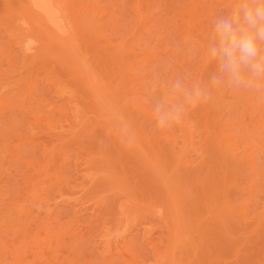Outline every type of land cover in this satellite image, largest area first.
Returning a JSON list of instances; mask_svg holds the SVG:
<instances>
[{
    "label": "rangeland",
    "instance_id": "rangeland-1",
    "mask_svg": "<svg viewBox=\"0 0 264 264\" xmlns=\"http://www.w3.org/2000/svg\"><path fill=\"white\" fill-rule=\"evenodd\" d=\"M223 3L0 0V264H264V102L218 90L161 131L145 102L169 61L215 70L177 45Z\"/></svg>",
    "mask_w": 264,
    "mask_h": 264
},
{
    "label": "clouds",
    "instance_id": "clouds-1",
    "mask_svg": "<svg viewBox=\"0 0 264 264\" xmlns=\"http://www.w3.org/2000/svg\"><path fill=\"white\" fill-rule=\"evenodd\" d=\"M185 63L198 59L215 64L207 79L196 80L188 71L171 72L173 62L155 71L145 102L150 106L153 129L170 130L189 112L214 99L218 90L254 94L264 102V0H224L212 18L203 50L198 40L177 45ZM122 132L128 133L121 122Z\"/></svg>",
    "mask_w": 264,
    "mask_h": 264
},
{
    "label": "bare ground",
    "instance_id": "bare-ground-1",
    "mask_svg": "<svg viewBox=\"0 0 264 264\" xmlns=\"http://www.w3.org/2000/svg\"><path fill=\"white\" fill-rule=\"evenodd\" d=\"M25 2H26V5L35 13V15L36 16H39V18H43V20L45 21V24H47V23H51V22H53V20H55V18H56V11L55 12H53V11H51V10H49L51 7L50 6H52V5H50V4H52V0H24ZM92 4V3H91ZM138 4V3H137ZM50 5V6H49ZM139 5V4H138ZM49 6V7H48ZM90 6V5H89ZM20 7V6H19ZM134 7V6H133ZM138 7V6H137ZM90 8H92V7H90ZM135 8H136V5H135ZM98 9V8H97ZM138 9V8H137ZM55 10V9H54ZM96 10V9H95ZM90 11V10H89ZM93 13L94 12H96V11H93V10H91ZM61 12H63V11H61ZM65 12V11H64ZM84 14V13H83ZM96 14V13H95ZM94 15V14H93ZM140 16V15H139ZM90 17V16H89ZM95 18V17H94ZM57 19V18H56ZM59 19V18H58ZM61 19V18H60ZM66 20V19H65ZM60 21V20H59ZM93 22V21H92ZM101 22V21H100ZM90 23V22H89ZM189 23V22H188ZM57 24V23H56ZM92 24V23H91ZM99 25L101 24V23H98ZM195 25V24H194ZM60 26V25H59ZM62 26V25H61ZM92 26V25H91ZM96 26H97V24H96ZM193 26V25H192ZM189 30V29H188ZM194 31V30H193ZM189 32V31H188ZM187 32V33H188ZM64 33V32H63ZM191 35V34H190ZM61 37V36H60ZM189 38V37H188ZM187 38V39H188ZM73 41V40H72ZM200 42V41H199ZM201 43V42H200ZM74 45H75V43H74ZM73 45V46H74ZM78 46V45H77ZM112 46V45H111ZM71 47V46H70ZM73 48V47H72ZM79 49H80V47H79ZM78 51V50H77ZM81 51V50H80ZM73 52V51H72ZM75 52V51H74ZM82 53V52H81ZM79 55V54H78ZM75 57V56H74ZM90 65V64H89ZM83 66V65H82ZM85 66V65H84ZM77 68V67H76ZM86 69V68H85ZM91 74V73H90ZM85 75V74H84ZM90 79V78H89ZM96 80H97V78H96ZM85 81V80H84ZM87 81H88V79H87ZM86 82V81H85ZM90 82V81H89ZM89 82H86V87L87 86H90V85H92L93 86V84H89ZM95 83H97V82H95ZM91 87V86H90ZM85 88V87H84ZM94 88V87H93ZM251 95V94H250ZM215 97V96H214ZM98 99V98H97ZM96 99V100H97ZM3 101V100H2ZM1 102V101H0ZM103 103V102H102ZM2 104V103H1ZM3 105V104H2ZM108 106V105H107ZM101 108V107H100ZM107 109V108H106ZM79 110V109H78ZM78 110H76V111H78ZM144 110V109H143ZM116 111H118V110H116ZM115 111V112H116ZM145 111V110H144ZM119 112V111H118ZM106 113V112H105ZM121 113V112H120ZM119 113V114H120ZM77 114V113H76ZM116 114H117V112H116ZM112 115V114H111ZM118 115V114H117ZM117 115H115V116H117ZM114 117V116H113ZM121 120V119H120ZM37 123V122H36ZM261 123V122H260ZM168 135H165V138H167L168 139ZM171 139V138H170ZM230 140V139H229ZM227 141V140H226ZM220 142V141H219ZM223 144H225V142L223 143ZM222 147V146H221ZM250 148V147H249ZM232 149H234V147L232 148ZM245 149H246V147H245ZM221 150V149H220ZM219 151V150H218ZM234 152H236V151H234ZM218 153V152H217ZM215 154V153H214ZM251 155V154H250ZM247 156V155H246ZM181 157V156H180ZM250 158V157H249ZM251 160H252V162H253V159H254V157H252L251 156ZM221 159V158H220ZM219 159V160H220ZM216 161V160H215ZM236 161V160H235ZM241 161V160H240ZM186 162V161H185ZM251 162V165H252V167L254 168V163H252ZM217 163H218V161H217ZM154 164V163H153ZM190 165V164H189ZM155 166V165H154ZM217 168V167H216ZM157 170V169H156ZM156 172V171H155ZM158 175V174H157ZM126 244V241L124 242V244H123V246H122V251H123V253L125 252V245ZM154 253H155V257L157 258H159V259H161V258H164V251H160L159 252V250L158 251H156L155 249H154ZM132 264V263H135V262H129V264ZM136 264V263H135Z\"/></svg>",
    "mask_w": 264,
    "mask_h": 264
}]
</instances>
